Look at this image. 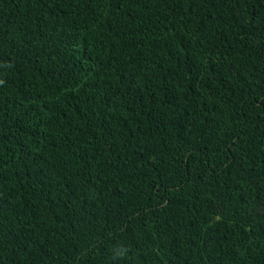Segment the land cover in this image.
<instances>
[{
    "label": "trees",
    "instance_id": "obj_1",
    "mask_svg": "<svg viewBox=\"0 0 264 264\" xmlns=\"http://www.w3.org/2000/svg\"><path fill=\"white\" fill-rule=\"evenodd\" d=\"M0 264H264V0H0Z\"/></svg>",
    "mask_w": 264,
    "mask_h": 264
}]
</instances>
